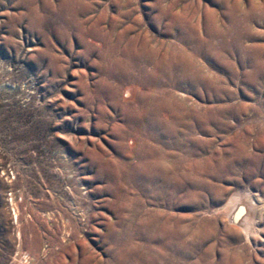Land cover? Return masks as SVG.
Here are the masks:
<instances>
[{
	"label": "rangeland",
	"instance_id": "rangeland-1",
	"mask_svg": "<svg viewBox=\"0 0 264 264\" xmlns=\"http://www.w3.org/2000/svg\"><path fill=\"white\" fill-rule=\"evenodd\" d=\"M158 81L199 166L179 194L115 168L139 146L122 108ZM236 194L257 203L248 235L223 213ZM139 209L199 230L178 264H264V0H0V264H104L121 247L161 264Z\"/></svg>",
	"mask_w": 264,
	"mask_h": 264
},
{
	"label": "bare ground",
	"instance_id": "bare-ground-1",
	"mask_svg": "<svg viewBox=\"0 0 264 264\" xmlns=\"http://www.w3.org/2000/svg\"><path fill=\"white\" fill-rule=\"evenodd\" d=\"M155 66L160 68V65L157 63H155ZM148 78H150V76H148ZM154 89L155 94L152 95L148 92H144L141 97L137 99V103L134 106H125L122 108L124 114V116L121 117L123 118V125L118 127V132L125 130V128L126 130L136 132L139 137V146L137 150L122 147L119 153L120 158L115 162V168L120 172L118 176L123 177L124 182L126 180L130 181L133 184L132 187L135 189L137 188L139 192H142V188L139 186L145 187L144 184L150 182L151 185H155V191L152 190L153 194L158 195L159 192L164 194L166 186L171 188L172 193L179 194L177 193L180 187L179 183L184 179L186 180L191 174H196L199 166L194 160L185 158L181 152L178 151L181 148L177 130L179 126L183 124L178 108L179 102L173 98L172 93L164 90V86L160 84V81L154 85ZM166 135L176 138L172 145L170 142L167 143L166 140H163V137ZM184 164L187 166V171L185 172L183 171ZM123 194L121 198L125 200L124 205L128 207L131 206L134 203V197H130L125 193ZM135 200L137 201L136 198ZM256 204L255 200L251 197L236 194L223 208V213L227 214L231 222L239 224V226L241 225L248 235L250 226L256 223V215L254 213V207H257ZM139 210L133 213L135 221L136 219L144 217L146 222L143 221L145 223L142 229L144 227L149 232H154L155 241L160 242L157 246L158 258L160 259L159 261H161L159 263L178 264L177 259L179 258L180 251L183 252L184 247H190L191 242H196L195 238L199 235V230H190L188 227L186 229V226H183V223H181V220L178 218L179 216L177 217L176 214L166 215V213L157 211L141 212V210ZM189 231L190 235L188 234ZM211 232L214 235L216 234L214 228L211 229ZM128 233H130L128 235V243H131L135 235L133 236V234H131L132 231ZM186 233L189 236L186 235ZM130 245L132 247V243ZM135 251L136 250L133 251V249L131 250V248L125 249L123 247L115 249L112 255H110L111 258L104 264H132L131 262H134L133 260L135 258H133V256H135ZM140 258L142 260L141 256ZM224 258L226 264H244V257L242 254H238V252H225ZM200 262L202 263V261ZM218 264H224V261L222 260L221 263L218 262Z\"/></svg>",
	"mask_w": 264,
	"mask_h": 264
}]
</instances>
